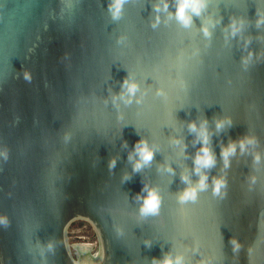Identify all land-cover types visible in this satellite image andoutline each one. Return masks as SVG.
<instances>
[{"label": "water", "instance_id": "water-1", "mask_svg": "<svg viewBox=\"0 0 264 264\" xmlns=\"http://www.w3.org/2000/svg\"><path fill=\"white\" fill-rule=\"evenodd\" d=\"M112 3L0 0V264H264V0H204L187 27L177 0ZM75 221L93 255L72 256Z\"/></svg>", "mask_w": 264, "mask_h": 264}, {"label": "clouds", "instance_id": "clouds-1", "mask_svg": "<svg viewBox=\"0 0 264 264\" xmlns=\"http://www.w3.org/2000/svg\"><path fill=\"white\" fill-rule=\"evenodd\" d=\"M125 0H113V3L109 6L110 10L112 11V15L114 18H118L122 6L124 4ZM204 6V0H177L176 5V19L182 23L185 27L189 26L192 22V16L190 14L199 15L201 13V10ZM167 7V4H165V8ZM157 10H159V5L156 6ZM264 23V19L258 20L257 22ZM233 34H235L236 31H238L235 24H233ZM205 34H207V29H204ZM25 77L27 79H30V76L28 73H25ZM125 85L127 87V91L130 95H134L137 90V85L133 83H129L127 80L125 81ZM206 123V122H205ZM223 126V122L217 123V128H221ZM190 129L196 130L195 123H192L189 125ZM201 137V143L202 147L200 149V152L197 154L195 158V165L197 166L196 171L199 172L200 168H210L214 165L215 160L214 156L211 152V150L206 146L208 143V135L206 128L202 125L199 133ZM252 141L249 140L248 143H251ZM245 146V142L242 140L240 141V147L243 149ZM236 145L235 143H230L227 148L222 149L221 155L224 158L225 166L228 165V157L231 154L235 153ZM135 151L137 155L139 156V160L134 165V171L138 170L143 166V164L150 163L154 157V151L149 148L146 141L141 140L137 142ZM259 159V157H257ZM143 162V163H141ZM114 164V161L112 162ZM206 180L207 177L204 176L201 178L199 182L200 189H203L206 187ZM214 194H220V190L222 187L225 186L224 180H215L214 182ZM196 198V189H187L182 194L181 199L182 200H195ZM160 208V198L158 194L155 191L149 190L147 196L143 197V205L141 207V213L142 214H156L159 211ZM3 222V221H0ZM233 244L235 245L234 250H237L240 245L233 241ZM161 264H182V260L180 257H177L175 260H173L171 257H166Z\"/></svg>", "mask_w": 264, "mask_h": 264}, {"label": "rangeland", "instance_id": "rangeland-1", "mask_svg": "<svg viewBox=\"0 0 264 264\" xmlns=\"http://www.w3.org/2000/svg\"><path fill=\"white\" fill-rule=\"evenodd\" d=\"M67 242L69 247H71L74 258H76V253L72 245H93L90 254L95 252L98 247V240L94 230L83 221H75L69 226L67 230Z\"/></svg>", "mask_w": 264, "mask_h": 264}, {"label": "bare ground", "instance_id": "bare-ground-1", "mask_svg": "<svg viewBox=\"0 0 264 264\" xmlns=\"http://www.w3.org/2000/svg\"><path fill=\"white\" fill-rule=\"evenodd\" d=\"M92 244V243H91ZM90 245V244H89ZM74 250H75V255H76V258L75 259H78V251L75 249V248H73ZM70 251H71V247H70ZM90 252H91V248L89 249V254H90ZM96 252V251H95ZM95 252H93L92 254H90V255H93ZM73 252H71V254H72ZM74 257V256H73Z\"/></svg>", "mask_w": 264, "mask_h": 264}]
</instances>
